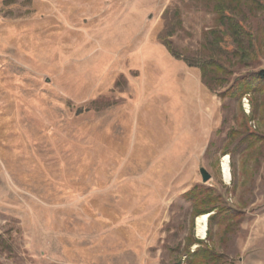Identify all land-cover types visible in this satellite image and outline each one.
<instances>
[{
	"label": "rangeland",
	"instance_id": "obj_1",
	"mask_svg": "<svg viewBox=\"0 0 264 264\" xmlns=\"http://www.w3.org/2000/svg\"><path fill=\"white\" fill-rule=\"evenodd\" d=\"M209 4L0 0V264H184L189 235L264 264V151L228 138L243 124L264 135L262 96L221 101L164 46L201 51ZM196 186L246 213L236 235L209 216L197 235L183 200Z\"/></svg>",
	"mask_w": 264,
	"mask_h": 264
},
{
	"label": "trees",
	"instance_id": "obj_2",
	"mask_svg": "<svg viewBox=\"0 0 264 264\" xmlns=\"http://www.w3.org/2000/svg\"><path fill=\"white\" fill-rule=\"evenodd\" d=\"M215 17V28L205 33L206 42L202 50L190 58L181 55L171 41L164 42L172 56L197 68L203 85L221 101L233 100L241 104L245 97L262 96L264 109V0H208ZM262 17V24L251 30L248 23ZM244 71V73H242ZM98 102L77 110L81 116L90 113ZM247 117L248 122L253 120ZM264 114V110L262 111ZM237 152L264 151V135L252 132L247 124L228 135ZM191 207L193 220L209 216V228L216 225L223 229L224 237L236 235L246 221V213L228 205L225 197L215 188L196 186L183 196ZM199 246L192 251L194 246ZM184 264H229L226 254L212 250L203 241L189 235L183 250ZM181 264V263H180Z\"/></svg>",
	"mask_w": 264,
	"mask_h": 264
},
{
	"label": "bare ground",
	"instance_id": "obj_3",
	"mask_svg": "<svg viewBox=\"0 0 264 264\" xmlns=\"http://www.w3.org/2000/svg\"><path fill=\"white\" fill-rule=\"evenodd\" d=\"M221 167H222L223 178L225 182L229 183L231 180V175H230L228 158H225L223 160ZM207 221H208V216L200 217L197 220V235L201 239H204L206 237Z\"/></svg>",
	"mask_w": 264,
	"mask_h": 264
},
{
	"label": "water",
	"instance_id": "obj_4",
	"mask_svg": "<svg viewBox=\"0 0 264 264\" xmlns=\"http://www.w3.org/2000/svg\"><path fill=\"white\" fill-rule=\"evenodd\" d=\"M200 174L204 184H207L211 180V175L205 169H201Z\"/></svg>",
	"mask_w": 264,
	"mask_h": 264
}]
</instances>
